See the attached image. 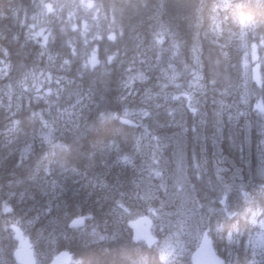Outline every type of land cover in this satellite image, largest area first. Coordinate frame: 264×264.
I'll list each match as a JSON object with an SVG mask.
<instances>
[{
	"label": "trees",
	"instance_id": "obj_1",
	"mask_svg": "<svg viewBox=\"0 0 264 264\" xmlns=\"http://www.w3.org/2000/svg\"><path fill=\"white\" fill-rule=\"evenodd\" d=\"M59 1L0 0V60L7 66L0 75V264H15L11 225L33 243L38 264L63 250L72 256L70 264H191L194 240L182 248L169 232L161 237L155 230L154 243L146 245L134 242L127 227L132 218L149 216L147 208L156 199L165 203L160 185L167 190L181 157L180 176L193 204L188 224L192 229L204 224L226 264H252L254 249L246 241L254 231L249 215L264 213V116L256 107L264 103V88L246 71L243 57L249 46H257L264 81V0H229V7L224 0H91L92 9L82 0ZM37 33L48 37L46 48ZM92 55L99 64L87 70L83 65ZM65 59L71 63L64 64ZM13 64L25 69L17 72ZM40 71L59 81L46 101L6 95ZM140 72L147 79L125 87ZM193 73L203 78V88ZM125 110L137 112L138 120L122 118ZM144 110L150 116H141ZM41 117L55 142L67 147L41 144ZM153 137L163 138L165 163L157 159L161 177L150 175ZM113 141L116 147L107 148ZM29 144L32 151L22 159ZM123 155L132 163L118 162ZM222 196L227 203L219 202ZM5 202L11 212H3ZM164 206L163 212L175 209ZM76 217H85L108 239L78 238L69 227ZM229 233L238 242L229 243ZM162 249L173 252L167 261Z\"/></svg>",
	"mask_w": 264,
	"mask_h": 264
},
{
	"label": "rangeland",
	"instance_id": "obj_2",
	"mask_svg": "<svg viewBox=\"0 0 264 264\" xmlns=\"http://www.w3.org/2000/svg\"><path fill=\"white\" fill-rule=\"evenodd\" d=\"M42 40H43V36H42ZM256 48L257 46L255 44L249 46L248 50L246 51L243 57V65L246 71H248L252 75L254 81L257 84H260L257 82L258 80L260 81V76H259V69L257 64ZM6 69L7 66L5 64V60H0V75L6 74L7 73ZM58 86H59L58 80H56L54 77L44 74L43 71H40V73L28 77L27 82L24 81L21 82V84L18 85V89H15L14 91L8 90L6 92V95L9 94L15 98L25 97L28 98L29 100L31 99L37 100V98L41 97L43 98L44 101H46L47 100L46 95L53 94V92L56 91V88ZM125 111H127L128 113L126 117L124 115ZM125 111L121 113V116H123V118L138 120L139 115L137 112H132L129 110H125ZM49 130L50 129L48 127H45L42 134L47 133ZM152 139L153 141L151 145H152V158L154 159V166H152L151 169L159 170L160 162L163 161L161 156L162 154H164L160 150V147L163 146L162 143L163 138L153 137ZM157 159L161 161H158ZM177 168L182 170L181 164L177 165ZM180 170L179 171L175 170L173 174L172 173L170 174V178L172 179V181L170 185L167 187V190H165V187L161 188V191L165 193L167 196L166 198L167 200L165 201V203L162 200L157 199V201H155L154 204L152 203L150 207L147 208V214L150 216L148 217L152 220L153 234L155 233V230L158 232L160 231L159 234L161 235V237H163L166 235V232H169L170 237L172 238V240H175L176 245L181 246L183 248L184 244H188L190 241L194 240L195 241L194 247H195L196 244H198V241L201 237V229H203V231L205 229H204V224L199 225L196 229H192L191 226L188 224V217L192 215L191 212L193 211V204L183 179H182L183 188H181L178 185V178L181 177ZM262 171H264V161L262 164ZM139 187L142 188L143 191V184H139ZM165 204H167V207L168 205H170L169 208H175L176 211L175 212L171 211V213L169 211L163 212L164 210L163 207ZM230 215L232 214L229 213V216ZM154 220L156 221L157 227H155ZM249 222L250 225L254 228V231L249 237H247L248 245L255 250L264 249V227H262V225H264V213L259 211L258 212L253 211L249 215ZM85 223H86L84 225L85 227L83 226V228H76V229L73 228L75 229V232L77 231L76 234H78L77 235L78 238H82L86 234V236L89 237L90 239H95V240L108 239L107 235L104 236L99 232L97 233L96 230L92 228V226H90L91 222L89 221L86 222L85 220ZM87 226L90 229L87 230L86 228ZM164 229H166L167 231L164 232ZM10 231L12 234V238L14 240L13 232L12 230ZM204 232L208 233L207 230H205ZM102 237H104V239ZM14 242L16 241L14 240ZM34 256H37L35 254V251H34Z\"/></svg>",
	"mask_w": 264,
	"mask_h": 264
},
{
	"label": "snow or ice",
	"instance_id": "obj_3",
	"mask_svg": "<svg viewBox=\"0 0 264 264\" xmlns=\"http://www.w3.org/2000/svg\"><path fill=\"white\" fill-rule=\"evenodd\" d=\"M82 6L85 7V8H88V9H92V8L95 7L94 3H92L91 0H88V2H84V0H82ZM224 6H225V7H229V6H230L229 0H224ZM45 7H46L49 11L52 10L51 5H45ZM252 23H253V22H252L251 19L249 18L248 26H251ZM36 35H38V36H42L43 34H42V33H37ZM113 38H114V37H113ZM43 41H44V43H43L42 46L46 48V47H47L48 37H47V36H43ZM175 47H176L177 50H178L179 45L176 44ZM254 47H255V46H254ZM193 51L195 52V49H194ZM71 52H72V55H75V50H74V49H71ZM49 59H52V57L50 56ZM108 59H109V62H110L113 58H112V57H109ZM197 61H198V57H197ZM70 63H71V61H70L69 59H65V60H64V64H70ZM98 64H99V60H98L97 56H96V55H92V56H90V57L87 58V60L85 61L83 67H84L85 69H88L89 67H91L93 70H95V68L97 67ZM193 76H194V79H195V81H196V84H197L199 87L203 88V85L200 84V81H201L203 78H202L198 73H193ZM146 79H147V77L145 76L144 73H142V72L137 73L135 76H133V77L130 78L129 83L125 84V87H130L131 84H132L134 81H141V82H143V81H145ZM169 80H170V82L175 83V80H176V74L174 73L171 77H169ZM257 82L261 84V87H262V88H264V81H259V80H258ZM211 83H212L213 85H215V83H216L215 78H212V79H211ZM177 87H180V86L177 85ZM183 95L187 96V98H188V100H189V105H188V106H189V108L191 109V111H192L193 113H196V112H197V109L192 105V100H191V96H190V94H186V93H185V94H183ZM120 99H121V100H124V99H126V97L122 96V97H120ZM148 99H152V97L149 96ZM172 99H174V100H178V99H180V97L173 96ZM242 101H243L244 103H247V97H246V96H245V97H242ZM256 107H257V111H258L262 116H264V103H258ZM124 115H125V117L128 115L127 111H125ZM140 115L143 116V117H148V116H150V113H149L147 110H144V111H142V112L140 113ZM170 115H171V113H170ZM238 115H243V113H238ZM115 118H119V117H115ZM230 119H232V117H230ZM41 120H42L44 126H45V127H48L47 122H46V121H43V118H42V117H41ZM123 122H124V123H130V121H128L127 119H125ZM17 123H18V122H17ZM40 141H41V143H47V144H49V145L52 146L53 148H56V147H59V148H65V147H67V146L64 145V144H57V143L55 142V141H56V137L54 136V131H53L52 129H50L47 133L42 134V135L40 136ZM106 147L109 148V149H111V148H115V147H116L115 141H113L112 144H108V145H106ZM139 147H140V141L137 140V151L139 150ZM31 151H32V145L29 144V145H27V146L25 147V150H24L23 155H22V159L25 158V154H26V153H29V152H31ZM118 162H122V163H124V164H131V163H132V160H131V157H130V156H128V155H123V156H121V157L118 159ZM180 162H181V165H182V163H183V158H182V157H181V161H180ZM195 167L198 169V168L200 167V165H199V164H196ZM71 171L75 172V169H71ZM219 171H221V170L218 169V171H217V175H219ZM150 175H154L155 177H161V172H160L159 170H156V169H150ZM178 185H179L181 188H183V185H182V177L178 178ZM102 186H103V185H102ZM160 186H161V187H164L163 184H161ZM51 187H52L53 190H55L58 186L56 185L55 182H53V184H52ZM228 190H229L228 186H225V188H224L222 191H223L224 193H226ZM246 195H247V194H245V196H246ZM219 202H220L221 204H225V203H226V196H222V197L220 198V201H219ZM118 203H119V202H118ZM119 207L123 208V205H122V204H119ZM50 210H51V209L49 208V211H50ZM11 211H12V209H11V208L7 205V203L5 202L4 205H3V212H6V213H7V212H11ZM150 211H151V209H150ZM38 218H39V217H37L36 219H38ZM34 222H35V221H29V223H34ZM82 223H83V220H82V219H80V218H78V219H74V220L72 221V227H73V228H77V227H78L79 225H81ZM262 227H264V225H262ZM16 230L18 231V229H16ZM218 230H219V227H217V231H218ZM201 236H202V238H203V241H204V244H205V245H208V244L211 243V241L209 240V235H208V233H207V232H204L203 229H201ZM137 239H141V237H137ZM147 239H148L149 244L154 243V241H153L150 237H148ZM228 239H229V243H236V242H238V241H234V240H233V233H229ZM250 243H251V242H250ZM162 251L164 252V255H163L162 259H164L165 261L168 260V257H169V256L173 255V252L168 251V249H162ZM257 255H259V257H260V260H259V261L255 260V257H256ZM253 257H254V259H253V261H252V264H264V249H261L259 252H257V251L254 249V250H253ZM54 264H55V261H54ZM217 264H224V261H217Z\"/></svg>",
	"mask_w": 264,
	"mask_h": 264
},
{
	"label": "water",
	"instance_id": "obj_4",
	"mask_svg": "<svg viewBox=\"0 0 264 264\" xmlns=\"http://www.w3.org/2000/svg\"><path fill=\"white\" fill-rule=\"evenodd\" d=\"M84 222L77 228L82 227ZM128 228L132 233V239L134 242L143 241L149 244L148 237L153 240L151 234V221L145 216L138 217L128 222ZM72 227V222L69 224ZM18 229V231L16 230ZM13 237L16 241V249L13 252V260L16 264H37L35 256L28 239L24 238L22 231L18 227H12ZM141 237V239H137ZM211 241V239L209 238ZM71 255L68 252H61L56 254L48 264H69L71 261ZM191 264H217V261H224L218 257L213 249L212 241L210 244L205 245L202 236L199 239L198 245L194 248L190 255ZM225 264V261H224Z\"/></svg>",
	"mask_w": 264,
	"mask_h": 264
},
{
	"label": "bare ground",
	"instance_id": "obj_5",
	"mask_svg": "<svg viewBox=\"0 0 264 264\" xmlns=\"http://www.w3.org/2000/svg\"><path fill=\"white\" fill-rule=\"evenodd\" d=\"M61 1V0H60ZM59 1V2H60ZM76 1V0H75ZM45 3H47V2H44V4ZM74 3V2H73ZM244 3V2H243ZM59 5H60V3H59ZM75 5V4H74ZM218 5V4H217ZM30 6V5H29ZM231 6V5H230ZM54 7H55V4H54ZM63 8V7H62ZM77 8H78V6H77ZM215 8V7H214ZM35 10V9H34ZM69 11V10H68ZM29 12V11H28ZM27 13V12H26ZM34 13V12H33ZM81 13V12H80ZM221 13V12H220ZM29 14V13H28ZM40 14V13H39ZM238 14V13H237ZM246 14V13H245ZM32 15V14H31ZM248 16H250V15H248ZM39 18V17H38ZM13 20V19H12ZM11 21V20H10ZM13 22V21H12ZM231 23V22H230ZM57 24V23H56ZM253 24V23H252ZM256 25H258V24H256ZM55 27V26H54ZM236 28V27H235ZM18 29H20V27H18ZM18 32L17 33H19V30H17ZM21 32H23L22 30H21ZM15 35V34H14ZM16 35H18V34H16ZM17 38H18V36H17ZM14 39V38H13ZM22 39V38H21ZM18 41H20L19 39H18ZM259 41H261V40H259ZM262 41H263V39H262ZM239 44V43H238ZM20 45H21V41H20ZM241 45V44H240ZM263 45V44H262ZM214 46V45H213ZM236 46V45H235ZM232 49V48H231ZM89 56V55H88ZM192 56V55H191ZM87 58V57H86ZM190 61V60H189ZM187 63V62H186ZM190 64V63H189ZM258 64H259V62H258ZM192 65V64H191ZM190 65V67L192 68L193 66H191ZM13 66H14V64H13ZM16 67H18V68H16ZM187 67H188V65H187ZM80 68V67H79ZM182 69H183V67H181ZM189 68V67H188ZM25 69V67L24 66H14L13 67V70H17V72H20V70H24ZM19 70V71H18ZM88 70V69H87ZM186 71V70H185ZM14 72V71H13ZM15 73V72H14ZM11 75H13V73L11 74ZM18 75V74H17ZM16 75V76H17ZM14 77V76H13ZM117 78V77H116ZM77 82V81H76ZM10 85H14V82H10L9 83ZM77 85V84H76ZM79 87V86H78ZM75 89V88H74ZM80 89V88H79ZM2 90H3V88L0 86V92H2ZM249 90V89H248ZM252 90V89H251ZM44 92V91H43ZM127 91H125V93H126ZM42 93V92H41ZM119 95V94H118ZM122 96V95H121ZM114 99V98H113ZM37 100H38V98H37ZM113 101V100H112ZM101 104H103V103H101ZM102 108V107H101ZM158 114V113H157ZM156 117H158L157 115H155ZM161 116V115H160ZM122 118H123V116H121ZM129 119V118H128ZM238 119V118H237ZM124 120V119H123ZM232 120H233V118H232ZM122 121V120H121ZM129 121V120H128ZM198 121V120H197ZM239 121V120H238ZM245 121V120H244ZM195 122V121H194ZM241 123V122H240ZM57 124V123H56ZM62 124V123H61ZM192 125H193V123H192ZM243 125V124H242ZM60 126V125H59ZM55 127V126H54ZM238 128V127H237ZM56 129V128H55ZM70 129V128H69ZM65 130V129H64ZM75 132V131H74ZM199 132V131H198ZM42 133V132H41ZM45 133V132H44ZM201 133V132H200ZM235 133V132H234ZM197 134V133H196ZM195 135V134H194ZM193 135V136H194ZM199 135V134H198ZM264 135V134H263ZM235 136V135H234ZM67 137V136H66ZM189 137H191V136H189ZM194 138V137H193ZM40 139V138H39ZM39 139H38V142H39ZM182 139H184V138H182ZM186 139V138H185ZM187 139H190V138H187ZM182 141V140H181ZM195 141V140H194ZM197 142H198V140H196ZM196 141H195V143H196ZM152 142V141H151ZM188 142V141H187ZM182 143H184V142H182ZM181 143V144H182ZM42 144V143H41ZM184 144H186V143H184ZM44 145V144H43ZM190 145V144H189ZM197 145V144H196ZM50 146V145H49ZM194 146V145H193ZM199 146V145H198ZM171 147V146H170ZM183 146H181V148H182ZM185 147V146H184ZM187 147V146H186ZM193 148V147H192ZM191 148V149H192ZM199 148V147H198ZM198 148H196V149H198ZM171 149V148H170ZM173 149H176L175 147L173 148ZM178 149H180V148H178ZM187 149V148H186ZM240 149V148H239ZM181 150V149H180ZM193 150V149H192ZM237 150V149H236ZM169 151V150H168ZM182 151H183V149H182ZM199 151V150H198ZM185 152V151H184ZM186 152H187V150H186ZM186 152H185V154H186ZM193 152H194V150H193ZM196 152V151H195ZM206 152V151H205ZM179 153H180V151H179ZM178 153V154H179ZM237 153V152H236ZM238 153H240V152H238ZM237 153V154H238ZM43 154V153H42ZM168 154V153H167ZM170 154V153H169ZM174 154V153H173ZM176 154V153H175ZM192 154V153H191ZM190 154V155H191ZM228 154V153H227ZM182 155V154H181ZM189 155V154H188ZM202 155H204V154H202ZM179 156V155H178ZM187 156V155H186ZM168 157H170V156H168ZM193 157V156H192ZM206 157V156H205ZM220 157H222V156H220ZM226 157V156H225ZM237 157H238V155H237ZM167 158V157H166ZM165 158V159H166ZM175 158V157H174ZM183 158V157H182ZM186 158V157H185ZM196 158V157H195ZM202 159V158H201ZM228 159H229V157H228ZM231 159V158H230ZM239 159V158H238ZM241 159V158H240ZM259 159V158H258ZM184 160V159H183ZM232 160V159H231ZM186 161V160H185ZM221 161H223V160H221ZM232 161H234V160H232ZM235 161H236V159H235ZM164 162V161H163ZM176 162H177V160H176ZM238 162V161H237ZM236 162V163H237ZM256 162V161H255ZM165 163V162H164ZM168 163H169V161H168ZM170 163H171V161H170ZM225 163V162H224ZM233 163H235V162H233ZM239 163V162H238ZM181 164V163H180ZM226 164V163H225ZM228 164V163H227ZM177 165H179V164H177ZM229 165V164H228ZM165 166V165H164ZM160 167H162V166H160ZM165 167H167V166H165ZM174 167V166H173ZM205 167V166H204ZM230 167V166H229ZM169 168V167H168ZM168 168H167V170H168ZM254 168H256V167H254ZM239 169V168H238ZM171 170V169H170ZM239 171V170H238ZM254 172V171H253ZM199 173V172H198ZM253 175V174H252ZM260 175V174H259ZM242 177V176H241ZM254 177V176H253ZM190 178V177H189ZM251 178V177H250ZM163 181V180H162ZM169 181H170V179H169ZM185 182V181H184ZM213 182V181H212ZM256 182V181H255ZM264 183V182H263ZM211 184V183H210ZM138 185V184H137ZM207 185V184H206ZM251 186V185H250ZM141 187V186H140ZM196 187H199V186H196ZM213 187V186H212ZM202 188V187H201ZM195 190V189H194ZM247 191V190H246ZM141 192H143V191H141ZM244 192V191H243ZM145 193V192H144ZM194 193V192H193ZM205 193V192H204ZM216 193V192H215ZM234 193V192H233ZM132 194V193H131ZM129 195V194H128ZM240 195V194H239ZM227 196V195H226ZM167 198V197H166ZM162 198H160V200H161ZM210 199V198H209ZM157 200V199H156ZM167 199H165V201H166ZM212 201V200H211ZM136 202V201H135ZM168 202V201H167ZM215 202V201H214ZM251 202V201H250ZM211 203H213V202H211ZM216 203V202H215ZM158 204V203H157ZM263 204V203H262ZM166 205V204H165ZM170 205H168V207H169ZM197 206V205H196ZM263 206V205H262ZM167 207V206H166ZM190 207V206H189ZM261 207V206H260ZM162 208V207H161ZM164 208H165V206H164ZM169 209V208H168ZM174 209V208H173ZM111 210V209H110ZM211 210V209H210ZM209 210V211H210ZM174 211H176L175 209H174ZM173 211V212H174ZM215 211V210H214ZM213 211V212H214ZM158 212V211H157ZM170 213H171V211H169ZM206 213V212H205ZM243 213V212H242ZM225 214V213H224ZM213 216V215H212ZM145 217H147V218H149L148 216H145ZM224 217V216H223ZM245 217V216H244ZM79 217H77V218H74V219H78ZM123 218V217H122ZM221 218V217H220ZM73 219V220H74ZM80 219H82L83 220V222H84V224H83V226L86 224L85 223V220H86V218L85 217H82V218H80ZM94 219V218H93ZM124 219V218H123ZM133 219V218H132ZM150 219V218H149ZM195 219V218H194ZM72 220V221H73ZM114 220V219H113ZM121 220V219H120ZM71 221V222H72ZM150 221H151V224H152V220L150 219ZM227 221V220H226ZM70 222V223H71ZM106 222H107V219H106ZM120 222V221H119ZM118 222V223H119ZM224 222V221H223ZM69 223V222H68ZM69 223V224H70ZM154 223H155V220H154ZM207 223V222H206ZM96 224V223H95ZM113 224V223H112ZM224 224V223H223ZM157 225V224H156ZM155 225V227H157ZM186 225V224H185ZM244 225V224H243ZM83 226L82 227H80V228H83ZM89 226V225H88ZM87 226V227H88ZM94 226V225H93ZM114 226V225H113ZM153 226V225H152ZM195 226V225H194ZM219 226V225H218ZM222 226V225H221ZM12 227H18V226H15V225H11V227H10V229H12ZM85 227V226H84ZM161 227V226H160ZM230 227V226H229ZM228 227V228H229ZM251 227V226H250ZM19 228V227H18ZM96 228V227H95ZM98 228V227H97ZM111 228V227H110ZM113 228V227H112ZM63 229V228H62ZM70 229V228H69ZM76 229V228H75ZM87 230H88V228H87ZM230 230V229H229ZM62 231V230H61ZM63 231H64V229H63ZM95 231V230H94ZM205 231V230H204ZM67 232V231H66ZM77 232V231H76ZM83 232V231H82ZM97 232V231H96ZM160 232V231H159ZM192 232V231H191ZM229 232V231H228ZM64 233V232H63ZM80 233V232H79ZM110 233V232H109ZM22 234H23V236H24V238H26V239H28V241H29V244L31 245V248H32V250H33V254H34V245H33V243L29 240V238L23 233V231H22ZM55 234V233H54ZM227 234V233H226ZM246 234V233H245ZM78 235V234H77ZM121 235V234H120ZM82 236V235H81ZM85 236H86V234L84 235V238H85ZM105 236V235H104ZM166 236H167V233H166ZM246 237V236H245ZM103 239H104V237H102ZM164 239V238H163ZM92 240V239H91ZM240 240V239H239ZM100 241V240H99ZM115 241V240H114ZM247 241V240H246ZM57 242H59V241H57ZM72 242H73V240H72ZM195 242V241H194ZM219 242V241H218ZM85 243V242H84ZM242 243V242H241ZM76 244V243H75ZM113 244V243H112ZM219 244H220V242H219ZM60 245V244H59ZM62 245V244H61ZM74 245V244H73ZM190 246V245H189ZM236 246V245H235ZM54 247V246H53ZM66 247V246H65ZM79 247V246H78ZM69 248V247H68ZM76 248V247H75ZM63 249V248H62ZM171 249V248H170ZM73 250V249H72ZM68 250H66V251H60L59 253H61V252H67ZM169 251V250H168ZM242 251V250H241ZM227 252V251H226ZM59 253H57V254H59ZM72 253V252H71ZM145 254V253H144ZM219 254V253H218ZM234 254V253H233ZM235 256V255H234ZM243 256V255H242ZM70 257H72V256H70ZM232 257V256H231ZM247 257V256H246ZM251 258V257H250ZM71 262H72V258H71ZM234 262V261H233ZM237 263V262H236ZM41 264V263H40ZM231 264H232V262H231Z\"/></svg>",
	"mask_w": 264,
	"mask_h": 264
}]
</instances>
